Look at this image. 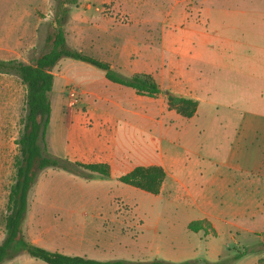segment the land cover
<instances>
[{
    "label": "crops",
    "instance_id": "crops-1",
    "mask_svg": "<svg viewBox=\"0 0 264 264\" xmlns=\"http://www.w3.org/2000/svg\"><path fill=\"white\" fill-rule=\"evenodd\" d=\"M109 1L100 0L102 6L95 7L86 4L85 13L73 14L75 50L109 63L127 77L151 75L162 93L138 95L109 81L103 70L75 59L73 86L79 89V101L71 106L69 99L51 100L48 153L109 165V177L71 174L73 182L116 187L118 192L106 193L107 201H129L140 194V189L121 183L120 176L137 166L160 165L166 178L157 196L173 203L191 198L194 203L183 208L194 213L185 226L207 220L218 234L256 232L257 221H264V95L254 93L264 91V68L258 66L264 54L238 52L230 39L211 35L200 23L186 25L189 11L184 7H166L157 18V3ZM177 1V6L183 3ZM238 42L235 47H255ZM168 92L197 100L196 114L185 118L170 109ZM213 104L238 107L240 114L202 117V109ZM225 124H234L227 149L218 146L210 155L201 154L206 133ZM47 169L43 173L58 170ZM251 264H259V258Z\"/></svg>",
    "mask_w": 264,
    "mask_h": 264
},
{
    "label": "rangeland",
    "instance_id": "rangeland-1",
    "mask_svg": "<svg viewBox=\"0 0 264 264\" xmlns=\"http://www.w3.org/2000/svg\"><path fill=\"white\" fill-rule=\"evenodd\" d=\"M140 1L146 5L157 3V18H162L166 7L176 6V10L184 7L185 11H189L186 25L200 23L211 35L215 33L230 39L238 52L264 54V0H208L207 3L181 0L183 3L180 6H177L181 3L177 0ZM112 2L106 0L105 4ZM86 4L102 6L100 0H77L73 6L61 5L60 0H0V59L34 63L50 50L48 37L54 35L59 26L64 30L66 46L75 50L73 14L76 11L85 13ZM66 8H69V13L59 25L57 20L61 19L62 10ZM238 41L251 42L255 47H235ZM74 60L63 57L52 69L55 83L51 100L67 101V92L73 87ZM259 61L261 65L258 66L264 68V55ZM260 92L255 91V96L264 95V91ZM213 98L211 91L209 99ZM235 108L238 107L213 104L203 108L201 116L234 118L240 114V109ZM25 114L26 87L16 74L0 73V243L5 237L6 204L10 187L15 181L14 164L19 155L17 140L24 130ZM233 125H216V132L206 133L199 149L201 154L210 155V150L218 146L225 151L232 137ZM50 171H41L31 189L23 223L24 236L38 246L101 261L165 260L195 264L207 261L251 264L256 258H259V264L264 261V221L261 219L257 221L256 232L253 233L218 234L207 220H197L202 221L203 229L195 232L189 224L196 220L185 226L194 213L183 210L184 207L194 206L191 198L173 203L163 196L139 190L140 194L132 196L129 201H107L106 193L118 192L116 187L101 182L77 183L73 182L71 174L61 169ZM245 250L248 251L246 256L235 259L239 251ZM3 264L45 263L21 253Z\"/></svg>",
    "mask_w": 264,
    "mask_h": 264
},
{
    "label": "trees",
    "instance_id": "trees-1",
    "mask_svg": "<svg viewBox=\"0 0 264 264\" xmlns=\"http://www.w3.org/2000/svg\"><path fill=\"white\" fill-rule=\"evenodd\" d=\"M76 3L77 0H60L61 5L70 4L73 6ZM68 13L69 8L62 10V17L57 20L59 25L66 20ZM48 41L51 43L50 50L39 56L32 64L16 59H0V73L16 74L26 87L24 130L17 140L19 155L15 159L16 176L10 187L6 204L5 237L0 243V264L21 253H27L45 264H195L190 261L172 263L165 260L101 261L86 256L49 250L30 242L24 236L23 223L28 211L29 193L38 181L41 171L47 168H58L85 179H93L96 175L110 176V167L107 164H85L71 161L67 158L51 156L47 151L46 133L52 111L51 92L54 84L52 69L57 62L63 57H69L92 64L103 70L109 81L132 88L138 95L157 97L162 93L159 84L151 75L138 74L127 77L114 70L107 62L77 50H70L66 46V37L61 26L58 27L54 35L48 37ZM167 99L169 108L185 118H191L197 112L198 101L195 99L177 96L170 92L167 93ZM165 178L166 171L162 166L141 165L118 179L124 184L158 195ZM201 222H191L189 228L198 232L203 229ZM247 254V250L239 251L235 259H240ZM220 262L207 261L205 264H220Z\"/></svg>",
    "mask_w": 264,
    "mask_h": 264
},
{
    "label": "built area",
    "instance_id": "built-area-1",
    "mask_svg": "<svg viewBox=\"0 0 264 264\" xmlns=\"http://www.w3.org/2000/svg\"><path fill=\"white\" fill-rule=\"evenodd\" d=\"M67 94L71 106L75 105L79 101V89L77 87L73 86L69 88Z\"/></svg>",
    "mask_w": 264,
    "mask_h": 264
},
{
    "label": "water",
    "instance_id": "water-1",
    "mask_svg": "<svg viewBox=\"0 0 264 264\" xmlns=\"http://www.w3.org/2000/svg\"><path fill=\"white\" fill-rule=\"evenodd\" d=\"M40 119V118H39Z\"/></svg>",
    "mask_w": 264,
    "mask_h": 264
}]
</instances>
